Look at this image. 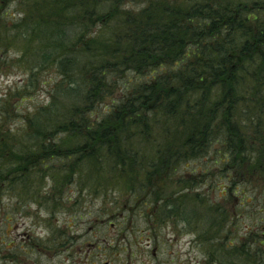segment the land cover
<instances>
[{
    "label": "trees",
    "instance_id": "16d2710c",
    "mask_svg": "<svg viewBox=\"0 0 264 264\" xmlns=\"http://www.w3.org/2000/svg\"><path fill=\"white\" fill-rule=\"evenodd\" d=\"M16 1L12 28L24 38L52 34L34 49L36 63L59 75L55 94L70 99L61 113L52 95L36 112L42 119H28L40 151L54 134L67 149L61 165L94 160L116 181L127 220L138 206L136 215L165 221L193 201L181 218L205 264H264L263 220L243 222L264 188V0ZM46 151L41 163L54 173L59 163Z\"/></svg>",
    "mask_w": 264,
    "mask_h": 264
},
{
    "label": "rangeland",
    "instance_id": "374dc122",
    "mask_svg": "<svg viewBox=\"0 0 264 264\" xmlns=\"http://www.w3.org/2000/svg\"><path fill=\"white\" fill-rule=\"evenodd\" d=\"M21 15L18 1L0 0V264H205L203 245L195 232L183 226L181 218L188 215L193 201H181L179 213L171 212L165 221L152 222L145 215H136L138 206L127 220L124 214L129 211L120 201L122 193L116 181L112 185L109 181L113 178L108 181L106 174H99L94 160L83 157L61 165L60 155L67 149L54 141V134H47V144L41 141V151L38 138L28 135L26 131H32L28 119H42L36 112L50 103L52 95L57 101L54 109L61 113L70 99L64 92L55 94L59 75L42 71L41 64L36 63L42 54L34 49L54 37L24 38L12 28V22ZM24 46L36 55L33 51L22 54ZM68 77L62 78L66 87L72 82ZM18 91L21 96H17ZM121 92L120 88L104 95L103 105ZM45 129L53 128L49 124ZM149 139L147 143L145 137L142 145L151 144L147 147L150 152L154 147ZM44 150L56 156L51 158L55 166L59 163L54 173L43 168L40 152ZM109 162L105 160L102 167ZM239 177L234 172V178ZM93 186L96 192L90 191ZM263 189L254 207L246 205L251 212L245 214L244 224L258 217L264 223ZM228 201L237 204L239 197L233 193ZM165 208L168 204L154 210L152 217L160 219Z\"/></svg>",
    "mask_w": 264,
    "mask_h": 264
}]
</instances>
